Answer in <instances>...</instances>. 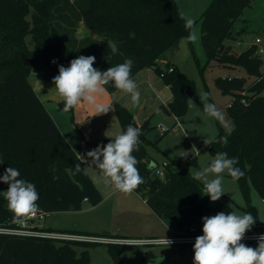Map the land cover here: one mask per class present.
Instances as JSON below:
<instances>
[{
    "label": "trees",
    "instance_id": "1",
    "mask_svg": "<svg viewBox=\"0 0 264 264\" xmlns=\"http://www.w3.org/2000/svg\"><path fill=\"white\" fill-rule=\"evenodd\" d=\"M252 1L213 0L201 17L208 62L216 60L224 66L243 67L254 77L251 83L244 76L216 78L221 91L233 96L228 111L235 126L226 132L218 122L219 132L211 141L227 136L228 142L206 146L213 155L225 152L229 158H238L236 167L244 175L236 180L246 200V209L256 218L255 224L264 230L250 198L252 183L264 199V70L261 68L264 61L256 45L238 52L226 43L241 33L235 28L236 20ZM180 13L183 10L176 0H0V176L8 167L18 169L19 178L36 186L37 203L46 212L81 210L85 201L92 205L100 203L102 193L89 176L85 160L66 139L30 82L34 70L46 71L45 67L24 64L22 54L39 57L47 52L65 67L80 55H92L96 58L93 67L100 71L130 58L134 61L131 77L144 68L154 67L171 88L172 100L160 109L175 117V128L179 118L187 114L190 98L197 88L196 81L176 64L162 61L166 60V52L176 48L189 33ZM80 22L99 38H78ZM27 35H32L36 50L28 48ZM105 88L110 93L117 90L112 84ZM59 107L63 109V100ZM115 107L123 132L129 124L141 129L139 150L133 155L144 183L135 191L157 215L173 222L180 233H192L191 229L195 228L196 234H203L202 218L210 209L203 182L194 179L192 172L178 163H168L165 175H157L160 165L146 148L150 142L147 134L154 128L153 115L138 124L130 109L116 101ZM168 131L164 130L163 135ZM78 163L81 171L77 173ZM189 164L198 168L197 157H192ZM229 201L230 197L212 211L234 212ZM186 206L191 207L190 212L183 209ZM15 221L4 194L0 193V225ZM96 243L101 242L0 233V264H91L88 248ZM110 245L114 252L117 244ZM245 245L255 248L258 242ZM80 246L83 249L79 252ZM137 264H150L149 255Z\"/></svg>",
    "mask_w": 264,
    "mask_h": 264
},
{
    "label": "rangeland",
    "instance_id": "2",
    "mask_svg": "<svg viewBox=\"0 0 264 264\" xmlns=\"http://www.w3.org/2000/svg\"><path fill=\"white\" fill-rule=\"evenodd\" d=\"M212 1L176 0L183 10L185 18H191L195 21L194 29L198 34L197 41L190 42L186 39L189 35L188 33V35L180 40L176 48L170 49L165 54L167 61L176 64L187 77L195 80L197 83V88L190 98L187 114L179 118L180 124L173 128L176 119L173 115L167 114L164 110L160 109L163 99L157 98L152 91L146 89L139 91V105H134L131 98H128L132 108L129 109L136 114V120L140 124L147 115H153L152 125L154 128L147 134L150 140L146 146L149 156L155 159L161 166L164 162L169 164L178 163L180 166L186 167L193 175L196 171L209 166L215 157L205 146L204 141H211L219 132L218 122L221 123L226 132H231L235 126L228 111V107L233 101V96L221 91L216 84V78L220 76H244L249 83L254 80V77L250 76L243 67L224 66L216 60L208 62V55L202 42L201 17ZM235 28L237 31L242 32L238 33L236 38L226 40V43L232 45L234 50L241 52L251 45H256L257 49H264V0H253L251 6L246 7L241 16L236 20ZM26 44L29 49L36 50V44L32 35H27ZM261 57L264 61V53L261 54ZM161 65L164 68L166 66L163 62ZM261 68L264 70V62ZM153 75L163 82V79L155 70ZM29 79L34 88H37L39 83L53 85L48 90L49 99H44V104L62 133L65 134L66 139L75 146H77V142L81 143V130L84 131L82 129L84 123L79 125V121L85 119L84 115L86 110L89 109V105L86 102L81 103L74 108V111L65 112L59 107V102L62 98L58 93H55L56 89L53 78L42 80L40 77L35 76L33 72ZM36 92L38 95L41 94L40 89ZM111 94L106 90L98 98V103L109 104L111 110L104 114H99L93 110L94 114L89 118L88 125L93 137L88 145L92 149H95L97 145H106L111 141L110 137H103L104 134L114 136L112 138L114 139L116 135L123 132L115 107L116 100L112 98ZM204 94H207V96ZM106 96L107 100L105 99ZM205 102L215 104L217 109L223 114L224 120L220 121L208 116L203 111V103ZM120 104L123 105V103ZM141 104L143 105L140 108ZM145 108H150L151 111L146 113ZM103 119L108 121V125L105 127L101 125L103 127L97 129V123ZM166 129H169V131L163 135V131ZM100 130L104 132L102 135ZM195 156L199 164L198 168L189 164L190 159ZM90 160L91 158H87L89 163ZM89 163L85 164L86 170L95 185L103 192L104 199L97 205H92L88 201H85L81 210L46 212V216L40 221V224L55 231L70 232V230L77 229L88 230L87 232H95L98 235L118 236V233H123L129 236V238H140L125 231H119V229L136 228V225L132 223L133 221L142 218L146 219L143 217L146 211L143 204L147 205L143 197L135 190L136 194L134 192L124 194L117 190L112 193L115 190L114 187L105 184L100 170L89 165ZM222 176V186L225 194L215 202H212L209 197L210 209L205 212V216L210 217L215 215L212 209L228 197H230L229 204L234 212L237 214L250 213L246 209L247 203L237 180L226 172ZM211 178L213 177L210 175L209 179ZM6 190L5 184L0 182V193L4 194ZM205 196L207 197V195ZM250 198L251 204L257 209L258 220L264 221V199L252 183H250ZM165 221L169 225H172L175 230L170 236H177L180 231L175 224L169 220ZM74 225L79 226V228L74 227ZM193 245L194 243H172L168 247L164 243H148L144 245L117 244L113 252L109 243H96L91 245L88 250L91 264H119V261H122L124 264H137L146 255H149L150 264H193ZM77 249L80 252L83 247L80 246Z\"/></svg>",
    "mask_w": 264,
    "mask_h": 264
},
{
    "label": "clouds",
    "instance_id": "3",
    "mask_svg": "<svg viewBox=\"0 0 264 264\" xmlns=\"http://www.w3.org/2000/svg\"><path fill=\"white\" fill-rule=\"evenodd\" d=\"M180 18L185 20V28L189 31L186 39L190 42L197 41L195 21L185 18L183 13H180ZM112 51H116L114 45ZM95 60V56L80 55L72 59L69 66L60 65L58 67V75L53 77V83L63 100V110L68 112L86 102L97 113H107L111 110V106L98 103V98L104 94L105 86L108 84L129 94L133 104L139 105L140 92L136 82L131 78L134 61L129 58L123 63L100 71L93 67ZM204 95L207 96V94ZM203 111L212 118L224 120L223 114L213 103H203ZM140 135L141 129L129 124L126 131L116 135L106 145H97L95 149L88 151L86 157L91 158L90 163L87 159L84 162L100 170L105 184L111 185L115 190L124 194H131L144 183L136 167L138 160L133 155L139 150ZM204 142L206 145L212 142L227 144L228 140L225 136L219 140H205ZM238 162V158H229L227 153L218 152L209 166L195 172L194 179L203 182L204 195L209 196L212 202L218 201L225 194L222 186L223 173L226 172L235 179L244 175V172L236 167ZM80 171L81 165L78 163L75 165V172ZM20 175L18 169L8 167L0 176V182L8 185L4 192L8 210L13 213L18 223L35 215L39 209L37 203L39 192L36 186L19 178ZM210 175L213 178L209 179ZM202 220L203 235L195 238L193 264H264V234L258 237V246L255 248L241 242L246 232L256 222V218L251 213L237 214L221 211L210 217L205 216ZM157 243H164L169 247L172 241L165 237Z\"/></svg>",
    "mask_w": 264,
    "mask_h": 264
},
{
    "label": "crops",
    "instance_id": "4",
    "mask_svg": "<svg viewBox=\"0 0 264 264\" xmlns=\"http://www.w3.org/2000/svg\"><path fill=\"white\" fill-rule=\"evenodd\" d=\"M76 36L78 38H84V37H88V36H93L94 38H99L98 36H96L95 34H93L92 32H90L86 28V26H85V24L83 22H80L79 23ZM162 61L163 62H166L167 60H162ZM154 70H155L154 67L144 68V69L140 70L139 72H137L131 78L136 82L137 88L139 89L138 91L143 90V89H146L148 91H152L157 98H159L160 100L163 99L162 100L163 101L162 104H166L169 101H171L172 100V97H173L171 88L166 83L164 85V81L162 82L160 79H157L153 75ZM44 72L45 71H43V70H34V74L37 77H40V75H42V73H44ZM155 72H156V70H155ZM42 80H46V79H42ZM51 86H53V85L52 84L47 85V83H39V85L37 86V88L35 87L36 91L38 89H40V91H41L40 93L41 94H39V97H40V99L42 100L43 103H44V99H49L48 90H49V88ZM55 93H57V92L55 91ZM111 95H112V98L115 99L118 103H123V105L125 107H127L128 109L129 108L132 109L131 106H130V103L131 102L128 100V98H131V96L129 94H126V93H124V92H122V91H120V90L117 89ZM162 97H164V98H162ZM105 99L106 100L108 99L107 96H106ZM142 105L143 104L140 105V108L142 107ZM88 108L89 109L86 110V113L84 115L85 116L84 117L85 119L82 120V121H79V125L84 123V127H82V129H84V131L81 130V132H82V140H81V143L80 142H77V146H75L74 144L70 143L74 147V149L76 150V152L78 153V155L80 157H82L84 160L87 159L86 153L88 151H90V150H93L91 148V146L88 145V143H90V141H91V138L93 137L92 136V131L89 129L90 126L88 125V121H89V118H91V116L94 114L93 110H95V109L93 107H89V106H88ZM140 108H138V109H140ZM145 111H146V113H149L151 111V109L150 108H145ZM134 115H135V120H136L137 119L136 118V114L134 113ZM149 116H151V115H149ZM149 116L147 115L146 118H148ZM136 122L138 124H140L137 120H136ZM179 124H180V121H179ZM101 125H104V127L107 126L108 125V121L106 119H103L101 122H98L97 123L96 128L97 129H101V127H103ZM102 133H104V132L101 131V135H102ZM64 136H65V134H64ZM103 137H110L112 139L114 136H107L106 134H104ZM83 156H85L86 158L83 157ZM99 190H101V189L99 188ZM115 191L116 190L112 191V193H114ZM101 193H102V196H103V199H104V194H103L102 191H101ZM146 205L147 206H145L143 204V206L146 208V211L143 214V217H145L148 220L142 218V219L133 221L132 223H134L136 225V228H132V229H131V227L125 228V229L121 228V229H119V231H125L126 233H130L132 235H136L135 237H140V238H143V237H145V238H151V237H158V238L159 237H161V238L173 237V236H170V234H172L175 231L173 229L172 225H169L168 223H166L165 219H163L162 217H160L159 215H157L148 206L147 203H146ZM260 222H262V221H260ZM44 227L47 228L46 226H44ZM74 227L79 228V226H76V225H74ZM47 229H50V228H47ZM84 229H87V228H84ZM70 231H74V232H78V233H95V232H87L88 230H77V229H73V230H70ZM118 234H119L118 236L128 237L129 238V236H126L123 233H118ZM127 235H129V234H127Z\"/></svg>",
    "mask_w": 264,
    "mask_h": 264
},
{
    "label": "built area",
    "instance_id": "5",
    "mask_svg": "<svg viewBox=\"0 0 264 264\" xmlns=\"http://www.w3.org/2000/svg\"><path fill=\"white\" fill-rule=\"evenodd\" d=\"M257 52L261 55L264 53L263 48L257 49ZM264 94V93H263ZM206 146V145H205ZM189 157V156H188ZM167 162H164L163 165L159 166L156 170L157 175L163 177L165 175L164 168L167 166ZM46 216V211L38 209V212L35 215L28 217L23 222H14L11 225H0V233L4 234H14L20 236H30V237H40V238H50V239H66V240H83L91 242H101L109 244H148V243H157L164 238L161 237H151V238H120V237H106V236H96V235H86L82 233H71L63 231H55L47 229L40 224V221L43 220ZM195 228L191 229L192 233L182 234L179 233L177 236L167 237L171 240L172 243H181V244H192L195 243V238L199 235L196 234ZM264 234V230L260 229L258 224H254L252 228L246 232L242 243L247 242H258V237ZM160 244V243H157Z\"/></svg>",
    "mask_w": 264,
    "mask_h": 264
},
{
    "label": "water",
    "instance_id": "6",
    "mask_svg": "<svg viewBox=\"0 0 264 264\" xmlns=\"http://www.w3.org/2000/svg\"><path fill=\"white\" fill-rule=\"evenodd\" d=\"M22 60L26 65L42 64L45 67L46 71L42 73V75H40L41 79L53 78L58 74V67L60 66V64L55 59L50 58L47 52H43V54L39 57H31L28 56L26 53H23ZM54 60L55 63H53ZM183 209L187 212L191 211L190 206H186ZM119 264L124 263H122V261H119Z\"/></svg>",
    "mask_w": 264,
    "mask_h": 264
}]
</instances>
